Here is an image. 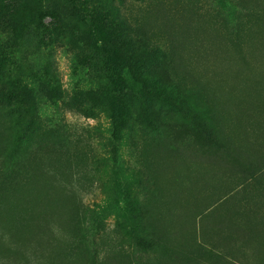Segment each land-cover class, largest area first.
I'll use <instances>...</instances> for the list:
<instances>
[{
    "label": "rangeland",
    "instance_id": "obj_1",
    "mask_svg": "<svg viewBox=\"0 0 264 264\" xmlns=\"http://www.w3.org/2000/svg\"><path fill=\"white\" fill-rule=\"evenodd\" d=\"M255 1L0 0V78L34 99L19 123L0 114L9 124L0 188L39 195L40 218L10 229L0 202V264H162L160 231L178 229L148 217L156 191L170 195L187 172L184 206L214 207V222L195 220L196 238L226 240L232 215L236 238L248 236L243 246L259 256L239 250L232 263H264V16ZM39 20L58 28H36ZM124 27L163 59L112 55ZM59 96L83 106L64 108ZM225 130L239 154L199 165L197 149Z\"/></svg>",
    "mask_w": 264,
    "mask_h": 264
},
{
    "label": "trees",
    "instance_id": "obj_2",
    "mask_svg": "<svg viewBox=\"0 0 264 264\" xmlns=\"http://www.w3.org/2000/svg\"><path fill=\"white\" fill-rule=\"evenodd\" d=\"M243 1L245 2L247 0ZM255 3L258 4L253 5L258 10L256 14L260 17H263L264 0H256ZM5 7L6 6L2 7V9H4ZM262 20L264 21V17ZM48 27L54 28L56 31L58 25L55 21H52L50 25H46L41 20H39L38 24L36 25V28L40 29H49ZM111 41H114V43L117 44V47L116 49H114L112 55H114V53H120L123 49H125L126 51H136L137 53L141 54L140 57L144 56V52L148 53L151 59L155 61H160L164 57L163 51L158 46L151 45L149 40L145 37H138L133 29H127L126 27H124V29H121L120 33L117 36L111 37ZM261 51L263 52L261 60H264V50ZM146 61L147 63H150V60L148 58L146 59ZM18 88L20 87H18L16 83H13L12 81L7 82L0 78V114L5 117L4 119H6L7 116V121L16 123H19V119L17 118L18 115L23 114L25 110L34 106L33 98H25L17 95L16 89ZM52 101L56 102L55 104L60 103L61 105H64V108H68L69 110L74 111H79L83 106V101H79V99H77L75 96L64 98H62V96H59L53 98ZM0 126L2 127L1 129L3 131L0 138V146L4 148L7 146L9 140V124L7 122L3 124L0 123ZM232 136L233 134L231 131L230 133L226 131L222 134L219 132H215V135L207 138L206 141L208 142L203 143L202 145H200V148L197 149L199 151V156L197 159L198 164L200 165L204 162L207 165H211L212 163L213 165H215L214 163L219 161L218 158L226 160L229 159V157L234 156L235 154H239L238 151L240 150L232 146ZM212 142H214L215 145ZM203 157L205 158L204 161L201 160ZM186 159V167L189 166L192 169L196 164V161H194V163L192 164V161H189L187 156ZM51 170V168H47L44 169L43 172H41L42 174H49L52 172ZM191 175L192 172H187L183 175L182 178H179L177 183L175 184L176 188L170 195L168 193H165V191L159 190H157V193H155L156 195L162 197V199L159 200V206L153 209V214L148 217V220L157 222L165 221L168 222L169 225L172 226V228L174 227L175 229H178V231L176 230L172 235L174 243L172 242V237L170 236L169 232L160 231V236L158 238L159 242H157L158 247H160L162 251L160 253V257L159 255L157 257L162 260V264H235L230 262V260H224L222 262L220 260L221 257L226 254V252H231L229 249L220 250L219 252L211 250L212 247H215V237H213L211 241H208V243L210 242V245H206L204 243L205 241L202 236L200 237V239L196 238L195 228H198V226H196L195 220H197V218L200 219L199 227H201V229L203 228L205 221L214 222L213 220H209L211 217H209L210 215H208V212L213 210L214 207L210 205L206 206V208L197 209L184 206L185 203H183L181 200V191L184 188L183 186H188ZM38 196L39 195H36L34 192H32V195L30 197L29 194L25 193V191L16 192L14 190L7 189L6 187L0 188V200H2L0 202H4L7 204L6 211L9 212L11 216L9 218V222L11 223V226L9 227L10 229H13V227V230H15L16 228L22 229L24 228V226L27 227L30 224H34L38 221V219H40L38 218L37 212L34 208V204L36 203ZM43 215L46 216L48 214L43 213ZM224 220H226L227 223L236 221L232 215ZM202 221H204V223H202ZM52 222L54 223L56 221L52 220ZM217 222L218 221L216 220L214 226L218 224ZM159 226L163 227V225ZM227 236H230V232L227 233ZM171 242L174 244V246L171 245ZM216 254L219 257L216 258ZM144 264L154 263L151 260V262L147 261Z\"/></svg>",
    "mask_w": 264,
    "mask_h": 264
},
{
    "label": "crops",
    "instance_id": "obj_3",
    "mask_svg": "<svg viewBox=\"0 0 264 264\" xmlns=\"http://www.w3.org/2000/svg\"><path fill=\"white\" fill-rule=\"evenodd\" d=\"M240 222V221H239ZM237 222V221H232V222H228L227 223V228H232L233 229V234H230V236H226V240H224L223 238H221L220 236H217V238H215V246H216V251L219 252L220 250H225V249H229L231 252L230 253H227L221 257V262L224 261V260H230V262H233V259L234 257L237 258L238 256V251L240 250L241 252H245L246 249H245V246H243L244 243H247V237H242L241 239H239L238 237L236 238V232H235V228L236 229H241L240 228V223ZM256 221L252 222L250 225L253 226V225H257L258 223H255ZM259 222V221H258ZM260 225V224H259ZM264 225V223H263ZM263 225H260L259 228L261 229ZM231 226V227H230ZM245 228V227H244ZM244 228H243V231H244ZM252 229V227H251ZM246 231V230H245ZM220 238V240H219ZM249 239L250 240H256V238H252L251 239V236H249ZM259 241V240H258ZM263 245H264V241H263ZM247 254H248V257L249 259H254L256 260L259 256H258V253H256L255 251H246ZM254 254H253V253ZM223 255V254H222ZM216 258L219 257L217 254L215 256ZM264 264V263H263Z\"/></svg>",
    "mask_w": 264,
    "mask_h": 264
}]
</instances>
